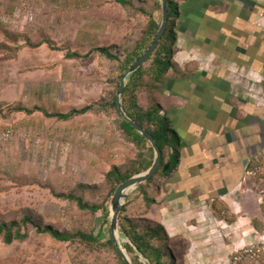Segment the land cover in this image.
<instances>
[{
	"label": "rangeland",
	"instance_id": "rangeland-1",
	"mask_svg": "<svg viewBox=\"0 0 264 264\" xmlns=\"http://www.w3.org/2000/svg\"><path fill=\"white\" fill-rule=\"evenodd\" d=\"M132 1L135 7L116 0H0V44L14 49L0 52V218L10 219L31 208L46 223L71 228L86 215L70 201L56 197L53 189L69 192L77 190L79 183L96 186L86 197L101 201L108 188L106 173L135 157L137 149L120 134L119 117L109 105L116 89L117 64L99 52L75 59L66 56L68 51L84 55L95 46H112V52L125 55L148 23L142 10L150 12L159 0ZM175 1L178 33L186 26L181 17L195 0ZM175 12L174 6L172 15ZM155 18L162 21L163 10L158 9ZM47 37L51 45H30V40L38 42ZM169 79L156 95L161 104ZM146 91L139 97L143 106L150 103L151 92ZM95 103L105 106L67 121L47 117L41 111L9 112V107L18 104L67 112ZM161 113L165 114L163 108ZM171 136L177 144L174 130ZM171 162L174 170L177 158ZM35 177L36 182H32ZM163 177L167 176L160 173L129 192L125 202L130 201L128 216L156 222L154 203L147 206L143 193L147 190L155 199ZM109 210L111 217V203ZM95 233L102 241L111 235L102 211L98 212ZM118 239L125 248L129 239L122 235ZM75 248L49 234L39 235L32 228L25 241L0 242V264H73ZM171 251L176 264H184L173 248ZM100 256L114 264L111 254ZM232 261L237 264L233 257ZM240 264H264V249L260 247L255 258Z\"/></svg>",
	"mask_w": 264,
	"mask_h": 264
},
{
	"label": "crops",
	"instance_id": "crops-1",
	"mask_svg": "<svg viewBox=\"0 0 264 264\" xmlns=\"http://www.w3.org/2000/svg\"><path fill=\"white\" fill-rule=\"evenodd\" d=\"M192 3L162 95L179 158L153 210L184 264H233L264 249V199L246 175L264 159V0Z\"/></svg>",
	"mask_w": 264,
	"mask_h": 264
},
{
	"label": "trees",
	"instance_id": "trees-1",
	"mask_svg": "<svg viewBox=\"0 0 264 264\" xmlns=\"http://www.w3.org/2000/svg\"><path fill=\"white\" fill-rule=\"evenodd\" d=\"M123 6L135 7L132 0H116ZM169 3V20L165 33L163 34L159 44L151 53L146 61L140 66L128 79L122 96V102L127 114L153 134L157 143L162 150V161L154 173V175L146 182L151 181L155 176L163 173L168 176L172 170V158L175 156L178 160L179 149L178 142L175 144L171 136V132L175 129L171 125V119L168 115L162 114V104L160 99L156 98L159 95L161 86L165 84L167 75L171 68H174V53L177 40L175 32V16L178 14V4L175 0H168ZM175 6V14L172 15ZM162 8V2L156 1L150 12L143 9L142 13L147 14L148 23L142 32L141 37L136 42L134 47L125 55H120L119 52H112V46H95L92 47L86 54L82 55L77 51H68L66 56L69 58L87 57L93 52H99L108 59L115 62L117 74L115 75L116 89L111 97L110 106L119 117L118 130L122 137L135 145L137 149L135 157L131 158L128 164L114 165L106 173L107 193L101 201H90L86 197L87 192H92V187L86 184L79 183L77 190L69 192L57 191L53 189L56 197L68 200L77 208L85 213L86 218L76 223L71 228L59 229L54 224L46 223L40 213L31 208H24L19 216L13 215L10 219L0 218V242L11 244L15 241H25L29 238L31 229L39 235L49 234L55 240L72 243L76 246V252L72 256L73 264H108L100 255L106 253L114 257V264H127L122 257L118 247L113 242V237L106 241H102L95 233L98 212L102 211L105 217V222L109 224L110 229V210L109 205L117 187L133 175L139 174L148 170L155 159V150L149 140L141 134L136 127H133L127 122L119 111L117 104V90L120 85V79L135 60L149 47L154 37L156 36L162 21L155 18V12ZM171 24V25H170ZM33 47L41 46L44 43L52 44L50 38H42L38 42L29 41ZM14 50L7 44H0V52H9ZM148 90L151 97L150 103L143 106L140 103V94ZM105 103H95L83 107H73L67 112L49 111L43 106L36 105L34 107L18 104L9 107V112H26L32 114L36 111L43 112L47 117H54L58 120H71L76 116L84 115L91 110L99 107H104ZM176 132V131H175ZM177 134V132H176ZM178 135V134H177ZM169 163L170 167L165 170V165ZM24 175L23 177H26ZM27 179V178H26ZM32 182H36V177ZM143 183L136 186L140 188ZM143 198L150 206L154 203L153 196L148 195V191L144 190ZM130 204L128 201L119 215V227L121 235L129 239L124 244L129 256L134 264H176L170 247V237L163 225L157 222H152L145 218H133L126 214ZM140 254L147 259L144 262Z\"/></svg>",
	"mask_w": 264,
	"mask_h": 264
},
{
	"label": "water",
	"instance_id": "water-1",
	"mask_svg": "<svg viewBox=\"0 0 264 264\" xmlns=\"http://www.w3.org/2000/svg\"><path fill=\"white\" fill-rule=\"evenodd\" d=\"M162 2V8H163V18L161 25L159 27V30L154 37L153 41L149 45V47L142 53V55L138 58V60H135V63L129 67V69L124 73V75L120 79V85L117 90V104L120 113L122 114L123 118L129 122L133 127H136V129L143 134L150 142V144L153 146L155 150V159L152 164V166L139 174L133 175L130 178H128L126 181L121 183L111 200V217H110V229H111V235L113 237L114 244L118 247L120 250L123 259L127 264H134L132 262L131 257L129 256L127 250L122 247V243L118 239V235L120 237L121 231L119 227V215L120 212L126 202V199L129 195V192L132 189H135L136 186H138L141 183L146 182L149 180L154 173L159 168L161 161H162V150L157 143L155 137L151 132H149L146 128H144L142 125H139L138 122L134 119H132L126 112L123 106L122 102V96L124 93L125 86L127 84L128 78L148 59V57L151 55V53L155 50L157 45L159 44L163 34L165 33L167 23L169 20V3L168 0H161ZM170 167V164L167 163L165 165V170H167Z\"/></svg>",
	"mask_w": 264,
	"mask_h": 264
},
{
	"label": "built area",
	"instance_id": "built-area-1",
	"mask_svg": "<svg viewBox=\"0 0 264 264\" xmlns=\"http://www.w3.org/2000/svg\"><path fill=\"white\" fill-rule=\"evenodd\" d=\"M246 175L257 181L256 188L258 189L261 197L264 199V159L259 160L253 166L246 170ZM261 182V184H260ZM264 217V210L262 212ZM260 250L258 243H251L237 251H234V262L240 264L241 262L255 258L257 252Z\"/></svg>",
	"mask_w": 264,
	"mask_h": 264
}]
</instances>
